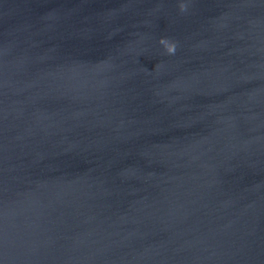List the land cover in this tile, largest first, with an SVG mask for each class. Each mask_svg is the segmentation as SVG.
Masks as SVG:
<instances>
[{"label": "water", "instance_id": "95a60500", "mask_svg": "<svg viewBox=\"0 0 264 264\" xmlns=\"http://www.w3.org/2000/svg\"><path fill=\"white\" fill-rule=\"evenodd\" d=\"M0 264H264V0H0Z\"/></svg>", "mask_w": 264, "mask_h": 264}, {"label": "clouds", "instance_id": "9594fccd", "mask_svg": "<svg viewBox=\"0 0 264 264\" xmlns=\"http://www.w3.org/2000/svg\"><path fill=\"white\" fill-rule=\"evenodd\" d=\"M179 10L180 12H186L187 11V8H188V5L186 3H183L181 2L179 5ZM163 41H168L167 44H164V48L166 49L167 53L168 54H174L175 53V50H176V45L174 42H170L169 40L167 39H161L160 40V43H162Z\"/></svg>", "mask_w": 264, "mask_h": 264}]
</instances>
